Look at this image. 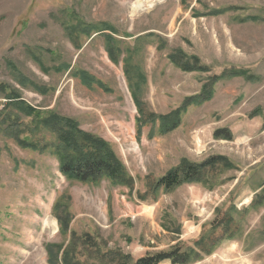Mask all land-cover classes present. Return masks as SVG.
Returning a JSON list of instances; mask_svg holds the SVG:
<instances>
[{
  "label": "rangeland",
  "instance_id": "1",
  "mask_svg": "<svg viewBox=\"0 0 264 264\" xmlns=\"http://www.w3.org/2000/svg\"><path fill=\"white\" fill-rule=\"evenodd\" d=\"M214 77L212 100L162 133ZM51 115L108 144L131 183L62 174L37 123ZM263 127L264 0H0V264H134L175 248L188 264H264ZM218 156L228 167L201 183L154 189L183 160Z\"/></svg>",
  "mask_w": 264,
  "mask_h": 264
},
{
  "label": "trees",
  "instance_id": "2",
  "mask_svg": "<svg viewBox=\"0 0 264 264\" xmlns=\"http://www.w3.org/2000/svg\"><path fill=\"white\" fill-rule=\"evenodd\" d=\"M105 37H108L109 41H107V43L110 44V47L114 45L115 49V38L113 39L112 35L109 34L105 35ZM109 53L114 58L113 52L109 51ZM182 69L186 72L206 71V67L201 66L197 68L194 66L184 65ZM223 75H227L228 77L245 76L247 75V71L228 70L225 71V74L223 73L222 76ZM84 76L87 75L84 74ZM248 76L251 77L250 75ZM80 77H82L81 74ZM218 78L219 77H214L213 81L209 85H204L199 94L187 98L184 104L181 106V110H177L173 112L171 116L165 117L164 121H166V123L164 124L163 122H161V132L168 133L180 126V111H182L183 109L186 110L191 106L202 105L212 100L214 94L212 85L214 80L217 81ZM98 83L99 82H94V79L91 77L87 79L84 78V84L87 87H92L93 85L101 87ZM10 97L11 98L9 103H13L11 101L14 100H19V97L17 95H13ZM14 106L28 117L32 116L35 113V110L33 108L25 106L22 103H15ZM11 121L13 123L17 122L15 116L11 118ZM37 123L38 125L44 126L48 131H50L57 137L58 144L56 145V148L60 160L61 172L62 174L67 176V178L82 183H98L102 179H110L113 184L116 185H129L131 183L132 180L127 173V169L115 155V153L111 150L109 145L100 139L92 138L88 134L80 131L74 121L66 118H61L57 115H51L43 121L38 120ZM165 125H168V130L164 129ZM9 130L11 131V135L15 138V135L18 133V131L14 130L13 128H10ZM221 132L222 131L217 132V138H223L226 140L232 139L231 135H223ZM15 140L23 147L29 149L31 148L29 144L21 140L20 136L16 137ZM32 145L33 147H39L42 151L47 147L37 146V144ZM219 163L227 166L229 161L226 157L223 156L210 158L209 160L200 164L183 160L179 167L171 170L162 178H160L155 184L154 189L156 191L164 189L168 192L183 184L201 183L205 172L207 170L214 169ZM58 220L61 225V232L63 234H66L67 222L60 216L58 217ZM75 238L76 235H73V239ZM51 246L54 247L53 250H55V246ZM189 256L190 253L181 252L179 248H175L169 253H159L152 256L142 257L138 259L134 264H161L165 261H170L172 264H188L190 260ZM52 261L56 262L57 260L52 259ZM63 261H65V263L67 264H73L68 262V255L65 256Z\"/></svg>",
  "mask_w": 264,
  "mask_h": 264
},
{
  "label": "bare ground",
  "instance_id": "3",
  "mask_svg": "<svg viewBox=\"0 0 264 264\" xmlns=\"http://www.w3.org/2000/svg\"><path fill=\"white\" fill-rule=\"evenodd\" d=\"M147 1L153 3V1L155 0H147ZM139 7H143V2H140Z\"/></svg>",
  "mask_w": 264,
  "mask_h": 264
}]
</instances>
